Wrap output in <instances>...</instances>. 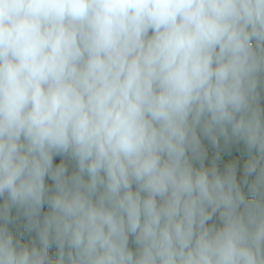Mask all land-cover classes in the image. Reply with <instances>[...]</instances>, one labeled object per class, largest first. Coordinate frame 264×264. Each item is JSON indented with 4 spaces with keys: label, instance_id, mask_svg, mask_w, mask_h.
<instances>
[{
    "label": "clouds",
    "instance_id": "obj_1",
    "mask_svg": "<svg viewBox=\"0 0 264 264\" xmlns=\"http://www.w3.org/2000/svg\"><path fill=\"white\" fill-rule=\"evenodd\" d=\"M0 264H264V0H0Z\"/></svg>",
    "mask_w": 264,
    "mask_h": 264
}]
</instances>
